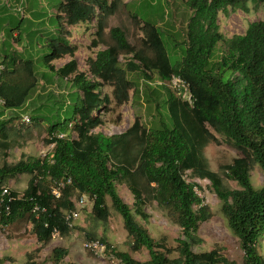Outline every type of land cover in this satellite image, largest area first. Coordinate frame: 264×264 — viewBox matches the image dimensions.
<instances>
[{"label": "trees", "instance_id": "trees-1", "mask_svg": "<svg viewBox=\"0 0 264 264\" xmlns=\"http://www.w3.org/2000/svg\"><path fill=\"white\" fill-rule=\"evenodd\" d=\"M185 2L191 16L186 24L182 57L175 63L169 60L157 25L140 19L144 38L141 45L131 43L120 26L110 25L124 0H63L58 5L55 37L48 38L50 52L42 56V61L57 77L66 79L72 75L71 86L80 94H75L72 109L62 122L48 125L45 142L53 145L49 153L34 158L22 155L15 162L0 164V227L26 218L39 243L46 244L55 233L67 237L78 231L87 245L97 243L106 248L109 243L97 224L72 225L66 213L75 208L74 195H86L92 200L94 220L106 225L110 217L108 197L111 208L122 218L130 247L144 248L149 256L141 262L109 247L122 264H236L218 249L195 252L191 248L199 241L198 226L213 212L196 193V184L184 178L190 171L194 177L210 182L227 227L238 239L242 264H264V183L255 188L250 180L255 165L264 174V19L249 22L243 34L227 40L219 31L218 12L229 7L244 8L247 0ZM131 17L133 21L139 19ZM91 19H95L92 44L104 45L89 64V72L99 81L77 72V47L69 41L72 36L68 26L77 27ZM220 41L226 43L228 52L215 60L214 51ZM65 55L71 59L55 69L52 62ZM121 56H130L123 65ZM137 70L148 84L152 73L163 83L174 75L181 77L189 84L193 104L169 91L163 101L164 112L158 111V119L148 127L135 118L123 132H94L101 124L98 111L110 101L102 91L103 85L112 87L116 103L122 101L120 94H126L131 86L133 96H138V85L128 77ZM37 78L31 60L11 69L4 66L0 84L3 107L23 105L37 86ZM13 126L0 122V152L5 155ZM68 126L76 137L67 135ZM58 133L66 136L57 137ZM217 135L240 155L212 170L205 149L219 141ZM21 174L30 177L19 195L6 186ZM117 180L132 194L133 209L117 193ZM229 181L237 187L232 188ZM59 182L64 185L60 197L55 198L51 191ZM4 188L8 194L2 196ZM152 202L181 229L174 257H170L173 250L155 241L136 219H148L144 206ZM38 252L39 247L26 253L23 264H39L35 259ZM67 252L65 247H54L53 264H60Z\"/></svg>", "mask_w": 264, "mask_h": 264}, {"label": "rangeland", "instance_id": "rangeland-1", "mask_svg": "<svg viewBox=\"0 0 264 264\" xmlns=\"http://www.w3.org/2000/svg\"><path fill=\"white\" fill-rule=\"evenodd\" d=\"M9 1V0H8ZM17 2V7L22 3L25 6L28 18L20 21V17L14 15L10 18L9 29L5 30L6 44L0 46L9 53L16 52V49L24 50L22 58L32 59L34 67L40 80H52V75H43L46 70L42 56L50 52L47 45L48 38L55 37L53 28L55 27V16H50L49 8L57 6L62 0H10ZM5 3V0H2ZM21 2V3H20ZM125 4L111 17L110 25L120 26L124 29L128 40L131 43L141 45L144 39L141 31L142 21H149L159 27L164 40L169 60L172 63L180 60L185 46V30L191 10L185 0H124ZM20 3V4H19ZM19 4V5H18ZM21 11L22 8L18 9ZM23 11V9H22ZM20 14V12H19ZM24 14V11H23ZM132 15L137 18L133 21ZM141 19V20H140ZM264 19V0H247L244 8H227L225 12H218L219 31L225 39H230L235 35L243 34L249 22ZM19 28L20 39H15L16 44H11L10 28ZM71 33L70 42L77 47L74 58L76 59L77 72L84 73L91 80H98L89 72V64L96 52L104 48V45L94 46L95 19L86 23H81L77 27H69ZM228 47L225 42L220 41L215 48V60L225 56ZM130 56H121L120 63L123 65ZM71 57L65 55L54 60V67H61ZM10 64V63H9ZM129 79L139 87L138 96H133V86L126 94H120L122 101L116 103L111 94L112 87L104 84L103 93L109 95L110 101L106 103V108L98 111L101 124L93 129L94 132H102L106 135L117 134L127 129L138 118L140 122L148 127L159 117L158 111L164 112L163 101L172 90L161 87L156 82L155 73L151 75V83L145 82V78L140 70L128 74ZM44 78V79H43ZM58 81L52 82L46 89H41L42 97L33 98L28 106L14 109L13 112H0V122L7 125H14V130H10L9 142L10 150L6 155L0 152V164L4 161L12 163L17 161L22 155L34 157H44L52 149V145H47V127L50 124L62 122L72 109L75 94L80 92L71 86L72 75L62 79L56 77ZM99 81V80H98ZM62 82V84L60 83ZM134 85V84H133ZM28 113L31 122L25 124L20 121L21 115ZM31 115L39 116L40 119H33ZM11 118V119H10ZM22 120V119H21ZM20 123V124H19ZM19 125L17 130L16 126ZM68 136L74 138L76 133L72 127L65 130ZM219 141L210 144L205 149V155L212 170H218L220 165L231 162L240 153L227 144L222 137L217 135ZM30 175L21 174L8 181L6 187L22 195L26 188ZM184 178L188 182L196 184L194 188L198 196L204 203L208 204L213 215L210 219L202 222L198 226L197 239L199 241L192 244L191 248L195 252L218 249L227 258L236 264H242V250L239 247L238 239L227 227L226 221L220 212V201L213 193L210 182L207 179L194 177L190 171H186ZM250 180L255 188H259L264 183V174L258 166H254L250 171ZM232 188L237 185L234 181H229ZM117 193L125 203L133 209V196L120 181H115ZM72 200L78 211V216L72 221V225L87 227L97 224L99 233H103L109 243L118 252H126L138 261H146L149 256L146 249L133 250L130 247V240L123 227L122 218L111 208V202L106 197V203L110 210V217L106 225L94 220L91 212L92 200L87 199L82 206L77 204L78 195H74ZM148 219L143 220L139 216L136 219L147 229L149 235L155 241L163 242L173 250L170 257L177 255L174 250L177 246L176 239L181 237V229L175 224L156 202L147 203L144 206ZM261 253L264 256V239L261 241ZM94 245V246H93ZM65 247L68 252L60 264H122L120 259L113 254L109 247L99 244L87 245L82 234L78 231L72 232L67 237H60L54 234L46 244L39 243L34 234L32 223L24 218L15 221L7 226L0 227V260L2 264H23L26 253L39 247V252L35 254V259L39 264H53L52 249L54 247Z\"/></svg>", "mask_w": 264, "mask_h": 264}, {"label": "crops", "instance_id": "crops-1", "mask_svg": "<svg viewBox=\"0 0 264 264\" xmlns=\"http://www.w3.org/2000/svg\"><path fill=\"white\" fill-rule=\"evenodd\" d=\"M63 0L60 2L62 3ZM21 3V2H20ZM19 3V4H20ZM58 3L57 6H53L51 8H49V11H50V16H56L57 14H60L57 10V7L58 5L60 4ZM18 4V5H19ZM17 2H12V1H8V0H5V3L2 2V0H0V46H4L6 44V40L4 39L5 37V33L4 31L9 29V23H10V18L14 15H17L20 17V21L28 18V15H27V12H26V9H25V6L23 5L22 3V7L19 6L17 7ZM22 8L23 11H24V14H19L18 10L15 9V8ZM54 30V33H55V27L53 28ZM10 31H11V44L14 46L16 44L15 42V39H20V32H19V28L16 27V28H10ZM16 39V40H17ZM47 45H49V40L47 42ZM24 50L22 49H16V52L12 53H9V51H7L5 49V47L3 48V51L0 52V61L3 63V65L6 67V69H11L13 68L14 66L16 65H19V63H22L24 61H27V60H31L33 62V66H34V61L32 59H26V58H22L21 57V53H23ZM10 63V64H9ZM46 68V67H45ZM55 69H57V67H55ZM34 71H35V67H34ZM36 72V71H35ZM45 74V76L47 75H50V74H53L52 77L54 76L55 77V73L54 71H51L49 69L46 68L45 71H43V75ZM37 79H38V82H37V86L35 87V89L29 94L26 102L21 105L20 107H23V106H28L31 104L33 98H38V97H42L40 91L41 89H46L47 87H49V85L52 83V82H55V81H58V79H56V77L52 80H40L39 76L37 75ZM44 79V78H43ZM66 80V79H65ZM60 83V82H59ZM62 84V82L60 83ZM20 107H17V108H20ZM17 108H11V109H7V108H4L3 106H0V112H13L14 109H17ZM28 113H23L19 116L17 115H13L14 117L18 118L20 117L22 119V117L24 115H27ZM33 116V115H31ZM11 119V118H10ZM20 119V121H22ZM20 124V123H19ZM11 125V124H9ZM17 130H20L19 129V125L16 126ZM14 129H12L13 131ZM10 147L7 149V151L10 150ZM25 156H28V155H25Z\"/></svg>", "mask_w": 264, "mask_h": 264}, {"label": "built area", "instance_id": "built-area-1", "mask_svg": "<svg viewBox=\"0 0 264 264\" xmlns=\"http://www.w3.org/2000/svg\"><path fill=\"white\" fill-rule=\"evenodd\" d=\"M19 12L21 14H23L22 9ZM3 69H4V65L0 61V84H1V73H2ZM156 83L158 85L163 84V85L169 87L173 91V93L175 94V96L177 98H179L180 100L186 102L187 104H189V105L193 104V97H192V94H191V91H190V88H189V84L187 82H185L181 77L174 75L166 83H163L162 81H157ZM3 105H4V100L0 97V106H3ZM22 122H24L25 124L30 123L31 122L30 117L28 115H24L22 117ZM56 136L57 137H65L66 134L65 133H58ZM52 147H53V145H52ZM63 185H64L63 182H59L52 188L51 192H52V194H53V196L55 198L60 197V195H61L60 188L63 187ZM7 194H8V189L4 188L3 191H2V196L3 195H7ZM88 198L89 197L86 196V195H81L79 197V200L77 201V204L79 206L84 205ZM77 216H78V211L76 209V206H75V208L73 210H70L69 212L66 213V218L70 219L71 221H73Z\"/></svg>", "mask_w": 264, "mask_h": 264}]
</instances>
